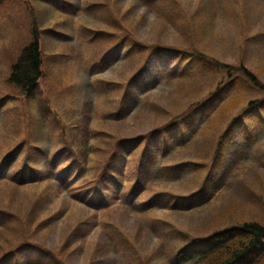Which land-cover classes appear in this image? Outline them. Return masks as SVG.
Here are the masks:
<instances>
[{"label": "rangeland", "instance_id": "1", "mask_svg": "<svg viewBox=\"0 0 264 264\" xmlns=\"http://www.w3.org/2000/svg\"><path fill=\"white\" fill-rule=\"evenodd\" d=\"M135 1L0 0V264H171L179 245L245 220L264 223V130L243 154L234 178L192 213L157 209L139 213L121 201L108 211L92 209L84 200L90 197L86 188L90 178L71 182L81 163L97 164L109 134L137 138L148 132L132 152L130 142L120 144L113 170L121 169L118 179L127 188L149 177V190L139 200L160 195L164 204L180 203L181 197L200 189L210 171L201 169L195 177L187 171L178 177L187 162L183 159L201 165L246 103L264 98V0H171L181 10L175 17L183 16L176 23L169 6ZM128 8L126 28L120 29V13ZM33 12L39 19L44 65L38 85L26 94L8 79L11 65L32 40V23L37 21ZM137 42L161 48L150 57L148 50L142 60L126 57ZM193 51L231 68L190 66L193 58L187 53ZM243 66L260 84L238 82L235 91L226 89V101L240 96L243 103L239 105L238 99L223 109L221 131L210 124L203 131L206 120L194 137L198 129L186 123L194 125L202 117L196 103L210 102L205 111L214 117L220 106L210 109L221 94L208 98L220 83L228 84V70ZM184 70L189 71L181 76ZM121 109L124 119L118 120ZM177 115L181 120L170 133L152 130ZM246 122L255 127L249 116ZM236 137L240 140L232 134L234 142ZM183 138L188 139L185 151L177 148ZM165 144L171 151L160 164L169 166L155 177L158 165L151 176L142 173L145 166L139 160L142 155L148 158L145 147L152 157H159ZM234 145L227 148L218 177L200 195L214 193L225 163L242 153ZM56 156L62 162L54 171Z\"/></svg>", "mask_w": 264, "mask_h": 264}, {"label": "trees", "instance_id": "2", "mask_svg": "<svg viewBox=\"0 0 264 264\" xmlns=\"http://www.w3.org/2000/svg\"><path fill=\"white\" fill-rule=\"evenodd\" d=\"M137 1L139 0H136L135 2ZM143 4H150L156 8H168L169 6L172 10L171 16L174 23L179 21V19L176 18H183V16L179 15L175 17L176 13H181V10L178 7V4L171 0H143ZM1 6L3 5L0 4V7ZM119 9L121 10L122 8H120L119 6ZM128 12H130L129 8L126 11H122L120 13V29L126 28L125 20L127 19ZM31 15L33 18L37 19V21L32 23V40L29 44H27L21 49L17 60L11 66V73L9 76V81L15 84L22 92L26 94L33 92L36 86L38 85L40 79L43 76L44 65L41 37L38 31V15H36L34 12ZM159 48L161 47L152 48V45H145L140 42H137L134 45H130V49L126 53V57L136 55L138 59L142 60L148 50H151L148 54V57H150L151 52H153V50H158ZM166 48L172 49L174 50V52H179L171 46H166ZM194 50L196 49L194 48ZM199 54L200 55H198L196 51H193V53H187L188 58H193V60L189 63L190 66L195 63H201L204 66H212L217 71L225 67L231 68V66L229 65L215 63L214 60L210 59L203 53L199 52ZM187 71L189 70H184L180 73V75L184 76ZM237 71H239V73L237 75L234 74ZM227 75V80L229 81L228 84L224 87V85L220 83L217 86L213 95L208 98V100H212L214 96L219 93L221 94L219 98L220 100L214 101V106L210 109L215 111L217 107L220 106L214 117L210 115L211 111H205L206 107L209 106L210 102L207 103V101H205L204 103H196L198 104L202 112V117L196 122L198 124L195 123L194 125H192L193 123H186L188 128L194 127L195 130L198 129V135L194 137L199 136L200 132L203 129V126L201 125L206 120L209 121L207 122L206 128L203 131L207 129L209 124L211 125V127L217 125L215 128H217L218 131H221L222 125L224 124L223 118L225 116L223 109L228 106L229 103L231 104V102L236 101L238 99H240L239 105L243 103L241 102L240 96L231 97L230 100L226 101V95H224L226 93V89L229 88L230 92L235 91V86L236 84H238V82H243L245 84L253 83V86H258L260 84V80L255 75V73H253L249 68L245 66L239 69H235L233 71L228 70ZM135 78V76L131 77L126 87L130 85L131 81ZM118 84L117 86L121 87L122 84ZM138 100L139 98L137 99V101ZM245 106V109L240 113V115L231 120L229 125L224 129L223 133H221V139L219 143H217V147L213 148L208 158H206V160H200V162H202L201 165L195 162L193 163L192 159H183L187 162L184 163L181 167L182 170L178 173V177L187 171H190L191 176L193 177H195V175L201 169H209L210 171L204 179L200 189H197L198 191L196 190L192 193L184 195V200L183 197H181L182 201L180 203L164 204L162 199L158 198L160 197V195H152L147 199L139 200V198L149 190V177L143 181L142 179H137L133 182L130 188H127V185H125L123 181H120L118 179V176L121 175V169L117 168L116 171L113 170L115 169L114 162L119 158V152L117 150L120 147V144L130 142L133 147L129 152H132L134 149L138 148V144L142 139H147L148 132L142 133L141 135H139L140 137L137 138L117 137V135L109 134L110 137H108L107 141H105L104 143L105 149L100 152L102 153L101 155H98L97 164H92L90 167H87V162H85V164L81 163L82 167L78 170L79 173H76V175L74 176L75 178L73 177L71 182L76 178H90V181L86 186V188L90 189V197L88 199L85 198L84 200L86 202V205L92 209L108 211L111 210L113 205H115L118 201H121L122 204H125L129 208L139 213H145L152 209L169 210L179 213H187L188 211H192L194 209H202L204 205L208 204L216 197L218 191L221 190L227 184V182L231 181L234 178V170L239 171V164H241L244 160L243 154L245 153V151L248 150L250 146L253 145V139H255L256 134L264 130V98L260 97L257 99H251L246 103ZM117 115L120 116L117 117L118 120L124 119L122 117V109L118 111ZM163 115L166 116V113H164ZM247 116H249L250 119H254L255 127L252 124L246 122ZM180 120V115L168 118L166 119V121L157 124L156 127H154L152 130H167V132L170 133V129L174 127L173 125L178 123ZM180 123L185 124V121H181ZM237 124H243L239 131L236 129V127L238 126ZM186 134H190L188 130ZM232 134H234L235 136H240L241 141L238 140L236 137L234 142L232 139ZM172 135L173 134H171L170 136ZM187 140V138H183L182 141L177 144V148L180 150L185 148V151L187 149ZM150 144L149 146L151 152H154ZM231 144H235V151L239 150L242 151V153L238 155L237 158H234L231 155L229 162H226L224 165L226 166L228 164L226 166L227 168L223 171L221 179L216 185V191L214 193L212 192L209 196L205 198V196L200 195V193L204 187H206V189L209 188L208 185L211 184L213 179H216L218 177V174L216 172L220 168V166L224 164V161H226L228 155L227 148ZM165 146L167 147L168 144L161 146L164 152L159 157H152L154 156V154L150 152L149 148L146 149L145 147L144 151L146 152V155L148 153V158H146L145 155H142L140 157L141 162L139 160V165L142 166L143 164L145 166V170L142 173L151 176V169L155 165H158V169L152 175L155 177V174L159 175L164 168H167L169 166V164L165 162H162L160 164V158L164 157L167 152L171 151L170 148L167 147L168 149H166ZM40 153L47 154V152H44L42 150H40ZM187 157L188 156H184L183 158ZM5 161H7V159ZM238 161L239 163H237ZM61 162L62 160L56 156L55 164H53L54 171H56L57 165ZM3 166L4 164L2 163L1 168H3ZM96 171L98 172L95 175ZM18 179L24 180L27 179V177H18ZM54 180L60 182L62 181L60 177H55ZM115 241L118 242L119 240ZM261 245H264V223L261 221L259 222L257 220H245L242 223L217 229L204 239H193L191 243H188V245L186 246L179 245L177 249H173V251L177 253L175 257V262H171V264H243L242 260L248 256H253V259L251 261H246V263L244 264H264V247L258 252L259 254L253 255L255 250L258 249ZM41 250L47 252L46 249ZM44 252L43 254L45 256H48V254ZM170 253L171 250L167 255H170Z\"/></svg>", "mask_w": 264, "mask_h": 264}]
</instances>
